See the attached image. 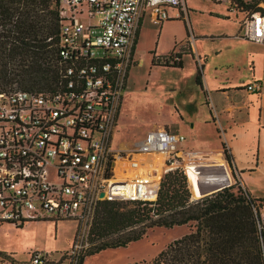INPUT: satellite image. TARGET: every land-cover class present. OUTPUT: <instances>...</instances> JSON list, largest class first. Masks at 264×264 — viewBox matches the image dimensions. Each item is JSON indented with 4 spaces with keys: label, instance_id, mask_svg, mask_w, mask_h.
Wrapping results in <instances>:
<instances>
[{
    "label": "built area",
    "instance_id": "1",
    "mask_svg": "<svg viewBox=\"0 0 264 264\" xmlns=\"http://www.w3.org/2000/svg\"><path fill=\"white\" fill-rule=\"evenodd\" d=\"M54 2L59 74L54 89L0 90V224L14 228L46 218L89 227L99 201L151 207L158 178L146 156L162 154V170L179 167L185 152L184 136L161 127L145 132L128 154L110 146L141 12L159 24L177 17H169L167 7L185 14L184 0ZM262 11L242 16L239 39L264 46ZM260 88L251 82L245 91ZM78 249L73 245L69 255ZM28 256L29 264L49 263L46 253Z\"/></svg>",
    "mask_w": 264,
    "mask_h": 264
},
{
    "label": "rangeland",
    "instance_id": "2",
    "mask_svg": "<svg viewBox=\"0 0 264 264\" xmlns=\"http://www.w3.org/2000/svg\"><path fill=\"white\" fill-rule=\"evenodd\" d=\"M228 2L229 6L223 2H220L218 6L217 3L208 0H184L187 15L184 16L182 13L181 19L174 18L159 24L141 25L140 28H143L140 35L141 46L135 47V50L137 49L136 58L140 59L142 51L146 50L144 48L146 42L153 47L152 42L157 39L158 47L165 51L167 49L178 50L179 46L185 45L186 49L182 50L183 53L188 51L186 42L190 47L196 42L207 53L209 72L214 69L230 71L236 76L240 75V82L250 80L252 78L250 62L252 61L254 66V53H260L264 47L232 36L239 33V16L236 14H245L257 9L263 10L264 0H228ZM225 11L232 13H228L225 18L223 17ZM209 13L212 14L209 15ZM80 20L83 23L87 22L85 15H82ZM201 35H212L213 38L204 40L207 36ZM218 35L223 36L218 37ZM214 49L217 54L211 57ZM250 56H253V60L248 59ZM182 59L185 68L192 64L189 56ZM261 71L264 73V65L258 59L256 75H260ZM13 89H17L15 83L3 90ZM197 96H199V91L193 78L180 75L174 70L161 72L153 70L147 74L144 63L136 67V62H133L127 71L126 87L122 92L118 108L110 143L111 148L122 155L128 154L148 130L161 126L172 129L170 124L177 123L175 128L183 134L185 139V152L179 161L181 162L179 167L184 172L187 163L190 165L203 163L202 169H193L200 176L199 181L209 183L208 179L202 177L205 172L216 175L215 182L221 181L220 177L223 178V176L218 165L209 162L218 152L216 146L220 135L212 125L200 122L202 114H199V119H197L200 125L194 124L195 109L192 101ZM191 123L193 127L190 130L189 124ZM199 140L205 141L208 148L216 149L209 150L199 144ZM146 158L152 159L153 156H146ZM163 169L160 171L158 181ZM185 176L189 191L195 193L196 186L193 182L190 183L186 174ZM46 219L49 221L28 222L19 228L0 224V255L4 254L0 256V264H29V252L34 251L46 253L49 259L48 264H75L76 259L93 246L87 237L89 222L76 226L69 220L52 222L51 218ZM260 219L261 225H264L263 212L260 213ZM187 232L188 228L185 226L168 229L151 228L139 240L125 247L104 249L84 257L81 264L148 262L172 240L180 238ZM75 244L79 246L78 251L73 256L69 255L71 247ZM8 254H12L11 257Z\"/></svg>",
    "mask_w": 264,
    "mask_h": 264
},
{
    "label": "trees",
    "instance_id": "3",
    "mask_svg": "<svg viewBox=\"0 0 264 264\" xmlns=\"http://www.w3.org/2000/svg\"><path fill=\"white\" fill-rule=\"evenodd\" d=\"M56 32L54 0H0V90L12 83L22 91L54 89L59 78ZM150 63L181 68L178 53L151 55ZM199 77L196 69L194 83L201 90ZM220 147L231 169L232 157L224 144ZM190 197L186 176L177 166L163 169L151 207L141 202L99 201L87 232L93 246L75 264L104 249L125 247L148 229L176 226H185L188 232L150 261L132 264H264L260 219L264 199L252 198L237 182L193 201Z\"/></svg>",
    "mask_w": 264,
    "mask_h": 264
},
{
    "label": "crops",
    "instance_id": "4",
    "mask_svg": "<svg viewBox=\"0 0 264 264\" xmlns=\"http://www.w3.org/2000/svg\"><path fill=\"white\" fill-rule=\"evenodd\" d=\"M216 5L219 6L220 4ZM166 13L171 18L177 16L176 19H181L180 17L183 10L181 8L167 7ZM224 13L223 17L227 18L226 16L228 13L232 12L225 11ZM211 14L212 13H209V15ZM186 15L187 11L184 16ZM236 15L239 16L240 21L243 14L237 13ZM169 20L172 19L165 20L164 22ZM147 23L151 22L147 11L143 10L137 23L135 40L132 48V63L136 62V67H139L142 63H144L147 74H150L153 70L160 72L165 70H174L180 75H187L189 78H193V80L197 69L200 74L199 81L201 90L198 88L199 96L192 101L194 104L193 108L195 109L193 114V120L195 121L194 124L200 125L197 119H199V114H202L203 117L200 122L212 125L218 130L220 135V138H217L219 141H217L218 145L216 146L218 152L213 155L209 162L211 164L216 163L218 165L223 178L220 177L221 181L215 182L214 178H217V176L212 175L209 172H205L202 177L208 179L209 183L201 182L199 181L200 176L196 174L193 169H202L203 163L193 165L187 163L185 165L184 173L189 177L190 183H194L196 186L194 191L198 194L196 195L194 192H190L191 200L212 193L235 182H237L242 189L246 190L252 198L264 199V73L261 71L260 75H256V65L258 59H260L261 63L264 65V50H261L258 54L254 53V66L253 62H250L252 78L245 82H240V75L236 76L230 71H216L214 69L209 72V60L207 53L202 49V46L198 45L196 42L191 47L189 43L186 42L185 44H187L186 47H188V51H185V53L182 51L186 49L184 48L185 45L179 46L178 50L167 49V51H165L158 47V39L157 41H153L154 43L152 42L153 47L146 42L144 45L146 50L142 51V55L140 59H138L136 58L137 56L135 53H137V49L135 50V47L138 48L141 46L140 35L143 28H140V26L146 25ZM237 34L232 37L236 38ZM201 36H207L204 40L213 38L212 35ZM220 36L223 35H218V37ZM215 50L216 49L212 50L214 54L212 52L211 57H214L213 55L217 54ZM170 53L179 54L181 68L151 65V55L155 58H159ZM185 56H189L192 63L186 68L183 65L182 59ZM196 59L200 60L199 65L197 64ZM248 59L253 60V56H250ZM147 77L148 75L146 78ZM251 82H258L261 85L260 90L255 94H250L245 91V86ZM144 85L146 89L147 80ZM196 108H198V110H196ZM176 125L177 123L170 124L172 129L164 126H161V128L181 134L175 128ZM192 127L193 124H189L190 130ZM198 143L208 148L205 141L199 140ZM220 143L224 144L225 148L229 151L232 157L231 169L226 166L223 160ZM184 144L185 139L180 146L182 150H184ZM216 148L208 149L215 150ZM210 182L212 183L210 184ZM201 192L203 193L199 194ZM8 255L11 257L12 254Z\"/></svg>",
    "mask_w": 264,
    "mask_h": 264
},
{
    "label": "bare ground",
    "instance_id": "5",
    "mask_svg": "<svg viewBox=\"0 0 264 264\" xmlns=\"http://www.w3.org/2000/svg\"><path fill=\"white\" fill-rule=\"evenodd\" d=\"M163 159L162 154L154 155L153 158L150 160L151 164L156 167V173H155V178H159L160 175V167H161V161Z\"/></svg>",
    "mask_w": 264,
    "mask_h": 264
}]
</instances>
